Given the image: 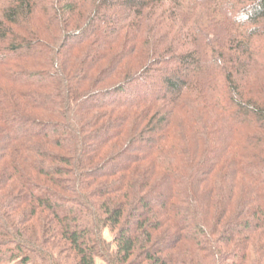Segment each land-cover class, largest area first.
I'll return each instance as SVG.
<instances>
[{"label":"trees","instance_id":"obj_1","mask_svg":"<svg viewBox=\"0 0 264 264\" xmlns=\"http://www.w3.org/2000/svg\"><path fill=\"white\" fill-rule=\"evenodd\" d=\"M98 261L264 264V0H0V264Z\"/></svg>","mask_w":264,"mask_h":264},{"label":"rangeland","instance_id":"obj_2","mask_svg":"<svg viewBox=\"0 0 264 264\" xmlns=\"http://www.w3.org/2000/svg\"><path fill=\"white\" fill-rule=\"evenodd\" d=\"M105 238L107 239L108 242H112L113 240V235L110 231H105ZM98 264H105L102 261H98Z\"/></svg>","mask_w":264,"mask_h":264}]
</instances>
